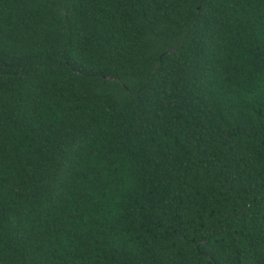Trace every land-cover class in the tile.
Segmentation results:
<instances>
[{
	"label": "trees",
	"instance_id": "trees-1",
	"mask_svg": "<svg viewBox=\"0 0 264 264\" xmlns=\"http://www.w3.org/2000/svg\"><path fill=\"white\" fill-rule=\"evenodd\" d=\"M0 264H264V0H0Z\"/></svg>",
	"mask_w": 264,
	"mask_h": 264
}]
</instances>
